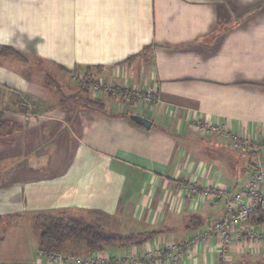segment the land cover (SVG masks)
Segmentation results:
<instances>
[{
  "label": "crops",
  "instance_id": "0c3cea01",
  "mask_svg": "<svg viewBox=\"0 0 264 264\" xmlns=\"http://www.w3.org/2000/svg\"><path fill=\"white\" fill-rule=\"evenodd\" d=\"M0 47L23 58L0 56V87L27 108L0 111L16 126L0 136V264H72L65 252L39 253L36 215L115 217L120 205L142 233L159 234L142 246L87 256L118 260L136 252L150 264V254L177 244L176 264L264 258V240H249L264 221L251 216L223 242L210 231L252 172L264 169V0H0ZM38 63L65 75L99 68L113 84L154 90L158 101L140 106L143 113L138 105L133 113L105 103V114L76 100L52 103L28 80ZM196 124L226 133L204 136ZM230 134L256 151L234 150ZM55 156L61 167L52 170ZM207 189L214 198L200 197ZM153 264L171 263L164 257Z\"/></svg>",
  "mask_w": 264,
  "mask_h": 264
},
{
  "label": "rangeland",
  "instance_id": "374dc122",
  "mask_svg": "<svg viewBox=\"0 0 264 264\" xmlns=\"http://www.w3.org/2000/svg\"><path fill=\"white\" fill-rule=\"evenodd\" d=\"M144 64L147 63L142 62L139 66V69H143V67H145ZM55 70L57 71V69ZM56 71L52 72L51 67L44 63H38L37 65L33 66L31 71H29L30 77L28 78V80H30L32 89L34 88V90L37 91L36 96H47V99H49V101H51L52 103H55L59 98H61L63 99V102L76 100V104H79L81 101L84 102L86 100H94L102 102L103 104L107 103L108 105H123L124 111L128 110V112L133 113L137 112L136 105H138V111L140 112V106L156 105L158 101V96L156 94H153L155 96V101L151 103L144 102V99L147 94L150 93V90L141 91L133 86H128L126 84L124 85L120 82L113 84L105 78L101 77V71L99 68L76 69L72 70L68 75L57 73ZM45 75H48L49 80L52 83L44 79ZM45 85H47L49 92H47V90L44 91ZM0 111L10 113L16 112L21 114L27 113V108L26 105H24V103L20 101L18 95L5 88L0 87ZM32 111L36 112V110L33 109ZM53 141L54 140L52 138L46 140V142L54 148L53 153H56V151L59 150L60 146L56 141ZM49 157L50 156H48V158ZM54 161L56 164L55 166H53L52 170H57L59 169V167H61V164L59 163V161L57 163L56 156ZM127 210V206L120 205V211L115 217H108L102 214L94 213H66L65 215L83 218L86 221H96L104 230L110 233L121 235L142 233V226H136L131 216H129V210ZM25 228L30 230V226ZM36 232H38L39 234L38 230ZM201 238L202 237H199L198 239L200 240ZM173 248H175V250ZM61 252H65L63 256L67 257V259L72 262V264H78L77 261L79 262V264H141L140 257L136 252L132 253L125 251L118 260H110L103 254H93L91 256H87V252H85L82 247L73 246V244L68 246L65 251L62 250ZM218 253L219 255H222V251ZM60 256L62 255L60 254ZM164 257L166 258L168 263H178V245L175 244L173 246H170L168 249L163 248L160 252L150 254L148 257V262L150 264H153L156 258L162 259ZM221 261H219V264H223V262ZM229 264H264V258L260 259L259 261H256V259L252 258H250V260L241 259L236 261L230 255Z\"/></svg>",
  "mask_w": 264,
  "mask_h": 264
},
{
  "label": "trees",
  "instance_id": "16d2710c",
  "mask_svg": "<svg viewBox=\"0 0 264 264\" xmlns=\"http://www.w3.org/2000/svg\"><path fill=\"white\" fill-rule=\"evenodd\" d=\"M0 56H14L17 59H23L17 51L10 47H0ZM48 81L52 83L50 80ZM79 104L78 107L82 109L105 114L102 102L86 100ZM130 115L132 114L127 115L128 119ZM1 117L2 113L0 112V136L11 135L16 126L2 121ZM129 121L132 122L130 119ZM65 214L36 215L34 224L39 231L38 249L40 254L46 256L57 254L71 244L82 247L88 253H101L108 248L142 246L159 234L156 231L131 235L110 233L96 221H86L83 218Z\"/></svg>",
  "mask_w": 264,
  "mask_h": 264
},
{
  "label": "built area",
  "instance_id": "2783aa9c",
  "mask_svg": "<svg viewBox=\"0 0 264 264\" xmlns=\"http://www.w3.org/2000/svg\"><path fill=\"white\" fill-rule=\"evenodd\" d=\"M156 94L154 90H150V93L145 97L146 103H151L155 101ZM193 129L195 132L202 134L204 136H212L216 134H225L226 129L222 126H216L213 124H196ZM229 140L231 142L232 148L238 151L253 150L256 151L246 138H240L236 134H230ZM264 169L258 168L252 172L249 180L245 186L233 197L227 201V212L224 217L220 220L214 221L210 226V231L213 235L218 237V239L223 242L227 241V235L230 229L239 225L241 222H246L251 216H254V222L260 225L264 220ZM215 197L214 190L207 189L205 192L200 194V197L208 198ZM255 236L249 235V240H264V231L254 232ZM207 238L205 235L200 239L205 240ZM199 239H196L192 243L184 244L181 247V251H186L191 247L198 244ZM175 250V248H173ZM178 249V255H180ZM79 264V262L77 261Z\"/></svg>",
  "mask_w": 264,
  "mask_h": 264
},
{
  "label": "water",
  "instance_id": "95a60500",
  "mask_svg": "<svg viewBox=\"0 0 264 264\" xmlns=\"http://www.w3.org/2000/svg\"><path fill=\"white\" fill-rule=\"evenodd\" d=\"M129 119L136 125L149 129L152 126V122L138 115H130Z\"/></svg>",
  "mask_w": 264,
  "mask_h": 264
}]
</instances>
